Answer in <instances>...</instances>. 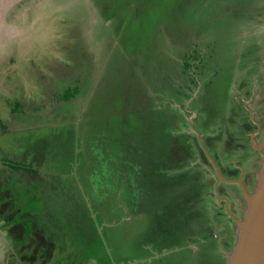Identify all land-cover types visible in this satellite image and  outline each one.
Wrapping results in <instances>:
<instances>
[{"label": "rangeland", "instance_id": "1", "mask_svg": "<svg viewBox=\"0 0 264 264\" xmlns=\"http://www.w3.org/2000/svg\"><path fill=\"white\" fill-rule=\"evenodd\" d=\"M5 7L0 186L9 176L24 188L12 202L23 197L53 246L41 264H65L69 255L73 264H223L234 225L226 207L218 209V186L191 158H181L184 174L175 173L158 128L172 142L190 135L199 143L209 130L214 145L233 148L237 130L255 123L250 112L264 110V0H17ZM195 35L197 62L189 44ZM182 50L191 55L185 72ZM69 91L75 94L66 100ZM248 134L243 153L225 152L223 160L252 173L259 153ZM154 151L164 159L155 172ZM19 234L1 216L0 264H23Z\"/></svg>", "mask_w": 264, "mask_h": 264}, {"label": "flooded vegetation", "instance_id": "2", "mask_svg": "<svg viewBox=\"0 0 264 264\" xmlns=\"http://www.w3.org/2000/svg\"><path fill=\"white\" fill-rule=\"evenodd\" d=\"M17 34H19V33H17ZM253 120L255 121V123H252L253 125L251 124L252 130L248 136V144L250 141L251 134H254V140L257 141V136L264 133V110L260 111V113H256ZM257 125H259V127H260L259 129H257L258 128ZM246 128H247L246 125L241 126V129H246ZM240 131H242V130H240ZM240 131L237 130V132L235 134L237 137V139H235V141H237V143L234 142L233 148H231V147L229 148V146L227 144L225 145L227 148H220L219 144L214 145L218 140L217 137H209L207 135H205V136L202 135L201 139H202V143H203L204 147L207 149V151L211 157L213 165H217L216 162L217 161L219 162V166L218 165L217 166L219 168V171H221V175L223 176V178L238 179L240 177V178H242L246 189L248 191H250L252 186H253V183H254V175H255L256 171L249 173V172H245L243 170H241V171L237 170V171H240V172L243 171V172H242V174L240 173L241 176L235 177L234 174L236 172L234 171V169H232L233 164L230 165L231 163H233V161H230V162L226 161V163L228 164V167H226V169H224L222 166V164L225 163L223 160V155H225L224 154L225 152L229 151L230 153H232V150L236 151V149H240L241 151L239 152V150H238V152H237L240 154V153H243V150H245V145L240 144V142L244 138L241 135L242 132H240ZM175 141H177V140L175 139ZM231 142H232L231 140H228L229 145ZM181 143H182V149H183L182 159L191 158V159H194L195 161H198L196 163H197V165L203 166L201 171L205 174L206 179H211L212 184H213V182L215 183V185L218 183V190L216 193L217 200L219 202L218 209L224 210L225 203L222 202L221 199L223 197L225 198V193L226 192L228 193V191L231 193L234 190L237 198L239 197L241 199V193H240L239 188L237 190L235 188L236 187L235 185L234 186L233 185H227V184L221 182V180L219 179V177L216 174L214 167L212 166V163H210L211 161L209 162L208 159L203 154V151L200 148L199 143H198L196 138L191 137L190 135L189 136L184 135L181 138ZM213 145L218 147L219 150H218V152L211 154L210 148ZM231 145H232V143H231ZM250 152H253V150H251ZM249 155H250V159L253 160L254 159V156H252L253 153H250ZM195 157H198V159H196ZM22 165H25V164H22ZM197 165H195V166H197ZM9 168H11V167H9ZM11 169L17 171V169H14V168H11ZM19 170L29 173V171H27L26 169H19ZM23 189H24L23 187L19 186L16 178H11L8 176L7 180L4 179V181L2 182V185L0 186V211H1V208H3V206L5 204H8V205H7V210L4 213L0 212V215L4 216L5 220H7V224L10 222V225H12V226L13 225L14 226H20V234L17 236L16 240L21 242L19 251L22 255L20 257V259H21V261H23V264H35V262H37L38 264H41L43 257L47 255V252H49L50 248L53 246L50 247L48 245L47 241H46V243H44V240H46V239L43 237H45L46 235H44L45 233L42 230L43 228H41L40 226H38V227L36 226V225H38V222H35L34 214L32 217H30L28 215L29 209L24 208L22 205L23 197H22V199H19L16 202H12L13 195L17 194V190L20 191L19 196H22L21 191ZM1 194H5L3 196V198L1 197ZM7 194H9V196H7ZM209 195L212 196L211 194H209ZM209 195H207V196H209ZM16 196H18V195H16ZM213 196H215V195H213ZM237 204H238V200L236 201V204L233 203L232 200H230V202L228 204V211L231 212L232 210H234L235 211L234 215L239 216L241 212L237 213V211H236V205ZM241 209H242V207H241ZM9 211H11V212H9ZM221 213H222V210H221ZM226 214H228V213H226ZM1 216H0V219H1ZM230 224L231 225L233 224L232 220L228 221V225H230ZM34 241L36 242V246L32 245V243ZM32 259H36V260H32ZM63 261L65 262V264H73V261H77V260L75 259V256L69 255V257ZM61 262L62 261H59L57 264H60ZM94 262L96 263V261H94Z\"/></svg>", "mask_w": 264, "mask_h": 264}, {"label": "water", "instance_id": "3", "mask_svg": "<svg viewBox=\"0 0 264 264\" xmlns=\"http://www.w3.org/2000/svg\"><path fill=\"white\" fill-rule=\"evenodd\" d=\"M257 127V129L260 128L259 125ZM250 139L253 148L258 151L259 157L254 183L251 190L248 191L242 178H223L218 166L213 165L207 149L202 144L200 135L199 143L201 145L199 146L208 161H211L210 163H212L221 182L237 186L241 193L242 209H240L241 213L239 216L234 215V210L228 211L230 200H234L232 194L226 192L225 198L221 199L225 203L227 213L234 224L232 233L233 244L225 254L223 264H264V137L260 142H256L254 134H251ZM225 164L227 163L225 162L223 165ZM217 186L218 183L216 184Z\"/></svg>", "mask_w": 264, "mask_h": 264}, {"label": "crops", "instance_id": "4", "mask_svg": "<svg viewBox=\"0 0 264 264\" xmlns=\"http://www.w3.org/2000/svg\"><path fill=\"white\" fill-rule=\"evenodd\" d=\"M15 35H19V34H17V33H14ZM199 35H195V37H193L192 39H191V42L189 43L190 44V50L194 53V55H195V58H194V60L193 61H195V62H197V59H198V56H199V37H198ZM167 51L168 52H170V50H168L167 49ZM187 52H185V51H183L182 50V57H180V59H179V61H180V63H185V60L186 59H188L189 60V62H190V59H191V55L189 54L187 57ZM190 58V59H189ZM170 61L171 62H173L172 61V54L170 53ZM191 63V62H190ZM187 81H188V79H187ZM189 82H190V86H193V81H191V79H189ZM243 94V93H242ZM245 95H247V94H245ZM248 96V99H249V95H247ZM250 103V102H249ZM235 111V110H234ZM240 113H245V112H241V111H239ZM251 113V117H252V119L254 118V116H253V114H252V112H250ZM194 115V114H193ZM228 115V114H227ZM154 116H155V114H154ZM247 121H248V119H247ZM249 124V121L247 122V124H246V126H247V128H246V130H242L241 132V134L243 135V137H245V135H247L248 134V132H247V130L249 129V128H252L251 127V125L249 126L248 125ZM254 128V127H253ZM158 130L160 131L159 132V136L161 137V139L164 141V143H163V146L164 147H162L161 149H165V147H166V145L168 144V149H167V154L169 155V156H171L172 158H173V161H174V163H173V166H172V168H173V171L175 172V173H177V174H180V173H182V174H184L186 171L184 170V169H187V165H186V163H182L181 162V158H182V156H183V154H182V151H183V149H182V143H181V139H179V140H177V141H175V139H174V141L172 142V140L170 139V137H169V131H167L165 128H164V125L163 126H160L159 128H158ZM251 132V131H250ZM249 132V133H250ZM211 133V131L209 132V130H207V131H205V132H203V136L204 135H208V134H210ZM231 134H234V133H232L231 131H229V135H231ZM249 135V134H248ZM202 136V135H201ZM233 139L235 140V139H237V137H236V135H233ZM240 144H242L241 142H240ZM151 147H152V145H151ZM157 149H160L159 147H156L155 149L153 148V150H157ZM211 154H214V153H216V152H218V150H219V148L218 147H216V146H212L211 148ZM254 149V148H253ZM241 150L239 149V152H240ZM155 152V151H154ZM156 153V152H155ZM155 155V154H154ZM156 155H157V153H156ZM151 157H152V152H151ZM153 158V160H152V162H153V165H154V172H155V169H156V167H155V164H156V162H158L159 164H163V161L162 160H164V159H162L161 157H160V154H159V157H158V155H157V159L156 158H154V157H152ZM196 159H198V157H195ZM196 162H198V161H196ZM201 165H197V167L195 168V169H197V170H200L198 173H200V172H202L201 170H202V168H203V166H201ZM184 167V168H183ZM33 171L32 172H29V173H36L37 174V172H36V170H34L33 168H31ZM233 169H234V171L236 172V174L238 173V175L241 173L242 174V172L243 171H245V169L244 168H242V166H241V164L240 163H237L235 160H233ZM237 170H243L242 172H240V171H237ZM159 172H161V174H163L164 175V173H165V171L162 169V166H160L159 167V169H158V171H157V173H159ZM240 172V173H239ZM241 174H240V176H241ZM153 175H157V174H153ZM36 193H37V190L35 191ZM228 193H230L229 191H228ZM230 194H232L233 196H234V200L232 201L233 203H235V199L237 198V196H236V193L234 192V190L230 193Z\"/></svg>", "mask_w": 264, "mask_h": 264}, {"label": "trees", "instance_id": "5", "mask_svg": "<svg viewBox=\"0 0 264 264\" xmlns=\"http://www.w3.org/2000/svg\"><path fill=\"white\" fill-rule=\"evenodd\" d=\"M190 66H191V64H190V62H189V60L188 59H186L185 60V64L183 65V68H184V72L185 71H187L189 68H190ZM76 92V91H75ZM74 92H70L69 91V93H67V95H66V100L67 99H70V98H72L73 96H74ZM4 163H5V165H7V166H9V167H11V168H14V169H17V170H19V169H26L27 171H29V172H32L33 170L32 169H30L29 167H27V166H25V165H22V164H20V163H16V162H9V161H3Z\"/></svg>", "mask_w": 264, "mask_h": 264}, {"label": "bare ground", "instance_id": "6", "mask_svg": "<svg viewBox=\"0 0 264 264\" xmlns=\"http://www.w3.org/2000/svg\"><path fill=\"white\" fill-rule=\"evenodd\" d=\"M17 0H0V19L2 17L3 14V9H5L8 4L10 3H14ZM15 33H19V31L15 32Z\"/></svg>", "mask_w": 264, "mask_h": 264}]
</instances>
